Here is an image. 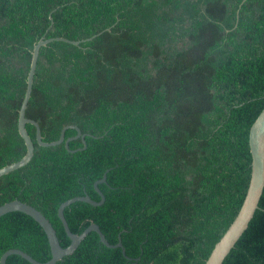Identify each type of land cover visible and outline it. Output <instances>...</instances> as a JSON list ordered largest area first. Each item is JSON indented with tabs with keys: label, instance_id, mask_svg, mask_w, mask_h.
Masks as SVG:
<instances>
[{
	"label": "trees",
	"instance_id": "16d2710c",
	"mask_svg": "<svg viewBox=\"0 0 264 264\" xmlns=\"http://www.w3.org/2000/svg\"><path fill=\"white\" fill-rule=\"evenodd\" d=\"M95 36L93 39L83 41ZM25 117L42 140L76 126L86 148L40 146L0 176V206L40 211L61 247L95 223L55 264H204L237 214L249 179V128L264 108V0H0V168L26 147L17 129L31 51L41 38ZM76 135L66 129L64 140ZM83 147L81 138L68 142ZM247 229L222 264H264V188ZM51 258L30 216H0V257ZM6 264H31L10 255Z\"/></svg>",
	"mask_w": 264,
	"mask_h": 264
},
{
	"label": "water",
	"instance_id": "95a60500",
	"mask_svg": "<svg viewBox=\"0 0 264 264\" xmlns=\"http://www.w3.org/2000/svg\"><path fill=\"white\" fill-rule=\"evenodd\" d=\"M94 37L95 36H92L91 38L82 40V42L91 40ZM52 41H63L74 46H78L80 44V41H70L62 37H52L48 39L41 38L34 44L33 49L31 51V61L26 79V88L18 110L17 121L18 133L24 141L26 151L22 158L18 161L0 168V176L6 175L11 171L25 166L31 160L34 152V144L25 128L26 124H31L35 127V139L37 144L40 146H54L64 143L65 148L69 152H76L86 148V143L84 140L85 134H82L79 128H77L76 126L67 125L62 128L59 138L57 140L52 142H44L42 140L41 130L38 123L32 119H28L25 117L26 106L31 96L33 77L37 65L39 50L41 47H44ZM69 128L74 129L76 131V135L73 138L64 140V132L66 129ZM76 138H81L83 147L75 150H70L68 147V142ZM248 146L251 156L250 179L244 199L234 219L232 220L228 228L225 230V232L222 234V236L219 238V240L215 243L204 264L223 263L225 257L233 249L238 239L247 229L248 224L252 219L255 211L259 208L258 204L264 188V108L261 110V112L249 128ZM105 181L106 173L103 174L101 179L94 183V189L100 197L99 201H94L90 198V196L85 194L83 196H77L68 199L59 205L57 210V216L62 224L66 236L70 240L69 245L65 248L61 247L53 226L40 211H38L31 205L23 203L19 200H13L1 205L0 216L9 212L18 211L30 216L35 222L39 224V226L43 229L47 237L51 252V258L48 261L41 263L33 259L30 255L23 252L22 250L10 249L2 254V256L0 257V264H6V259L10 255H18L31 264H55L57 261L62 260L64 256L72 254L80 244L81 240H83V238L91 231L95 232L98 235L100 242L106 247L121 248L122 252L124 253L123 245L120 239L118 238L117 243L114 245L109 244L102 232L100 231L99 227L95 223L89 224L80 234H74L70 231L67 221L64 217V209L74 202H85L93 206L102 205L104 202V196L98 189V184L105 183Z\"/></svg>",
	"mask_w": 264,
	"mask_h": 264
}]
</instances>
